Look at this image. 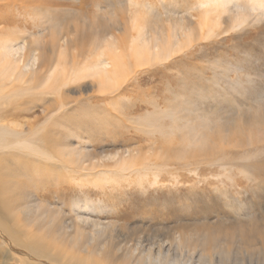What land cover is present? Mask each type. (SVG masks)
<instances>
[{
	"label": "rangeland",
	"instance_id": "1",
	"mask_svg": "<svg viewBox=\"0 0 264 264\" xmlns=\"http://www.w3.org/2000/svg\"><path fill=\"white\" fill-rule=\"evenodd\" d=\"M133 1L138 2L139 7L134 4L130 9L139 8L143 12H149L150 25H160V32L163 30L168 33L171 23L195 27L198 22L200 13L188 10V7L194 6L195 0H188L189 5L186 7L182 6V0ZM125 5L126 0L0 1V36L9 29L24 31L17 34L16 46L22 47V44L34 37L40 39L38 43L41 44L25 48L17 55L24 61L30 54V49L39 51L38 61H29L24 70L27 75L23 76L21 82H16L22 92L20 98H31L34 109L19 111L20 114L14 120H20L21 123L28 121L30 126L36 127L52 118L46 126L64 132L68 124L75 126V123L81 121L90 122L82 119V114L89 116L99 111L117 114L116 110L120 109L137 117L153 109L150 103L152 98L162 111H166L174 104L172 101L175 97L181 94H185L182 106H188L192 111L194 107L187 103L190 100L186 95H192L195 90L204 86V105L202 103L201 107L197 106L198 110L192 114L199 112L206 118L218 120L225 130H231L230 139H234V142L231 145L222 144V150L219 151L221 154L203 161L195 172L179 169L187 161L190 169H193L196 164L192 159L186 160L184 157L182 162L176 160L168 163L160 173L157 184L151 185L150 181L145 183L151 186L143 190V195H140L142 192L139 191V194L137 190H133V194L120 193L122 197L120 194L111 197L99 194L95 197L96 194L81 192V187L78 188L73 182L60 181V185L71 188L60 195L64 200L53 197L48 202L32 203L42 206V210L46 209L48 212L53 209L59 211V206L67 211L72 203H81L85 199L97 202L100 196L101 203H95L96 207L84 208L79 212L87 214L90 222L93 220L112 224L115 228L112 234H117V231L119 234V238L114 240L116 243L122 244L123 238L135 239L139 236H153L154 239H160L161 236L164 240L180 236L187 243H204L201 248L196 249L193 264H202L196 260L200 250L203 255L211 254L212 264H260L264 258V97L255 103L248 96L252 92H264V18L254 23H245L243 28L230 30L207 41L202 40L199 45L159 64L142 66L134 82L129 81V75L123 79L125 81L122 84V80L116 84V90L112 87L91 88L88 84H96V81L86 73L81 74L82 78L77 81L66 77L70 68L78 71L81 66L92 63L96 51L107 44L106 40H110L112 35L124 34V23L129 18ZM46 12L56 20L57 26L46 17ZM133 33L130 31L126 42ZM50 42L59 46L54 47ZM56 66L62 71L54 72ZM139 68L136 66L134 69L138 71ZM51 73L61 85L60 89L48 78ZM244 73L251 75V81L246 80ZM237 75L241 76V88L229 89ZM126 81L128 82L125 83ZM213 97L219 101L214 102ZM224 97L228 98L229 103L222 101ZM5 121L10 120L5 117ZM164 122L168 126L170 121L167 118ZM77 131L88 130L81 128ZM211 135L215 137V134ZM155 136L159 137L158 134ZM83 141L84 145L71 137L68 142L72 147L79 146L86 154L85 158L93 164L99 163L100 167L111 168L117 161L111 156L122 151L121 143H112V139L104 140V143L97 138ZM148 147L146 141L143 151H147ZM173 150L175 151H170ZM150 158L152 162L160 160L158 157ZM222 160L226 162L225 169L218 165ZM2 161L3 159L0 160V165ZM169 168L172 173L167 174ZM43 177L44 180L33 187L36 194L32 198L40 197L48 183L52 185L57 181L49 179V176ZM90 189L95 191L97 188ZM134 197L137 199L128 201ZM139 197L144 198L145 203H139ZM112 199L115 201L113 207L118 210L115 214L110 210ZM148 210H151L149 215L152 221L142 215ZM73 213L65 215V218L71 217L73 220ZM77 225L90 229L82 223ZM167 245L168 243L163 245L164 250ZM157 249V246L153 247L154 251ZM15 251L20 256L25 252L22 249ZM170 256L176 257L173 249ZM36 261L39 262L38 259ZM0 264L22 263L0 260Z\"/></svg>",
	"mask_w": 264,
	"mask_h": 264
},
{
	"label": "bare ground",
	"instance_id": "2",
	"mask_svg": "<svg viewBox=\"0 0 264 264\" xmlns=\"http://www.w3.org/2000/svg\"><path fill=\"white\" fill-rule=\"evenodd\" d=\"M0 1L5 3L8 0ZM182 3L183 7L189 5L188 0H182ZM134 4L139 7L138 2L126 0L125 8L129 18L124 23V34L112 35L110 40H106L108 43L96 51L92 63L81 66L78 71L70 68L66 77L75 78L74 81H77L82 78L81 74L86 73L96 81V84H88L91 88L112 87L116 90V84L121 80L122 84L125 81L123 79L129 75V81L134 82L142 66L159 64L176 54L184 53L192 46L199 45L202 40L207 41L230 30L243 28L245 23H254L264 18V0H195L194 6L188 7V10L200 13L196 26L171 23L169 32L166 33L158 30L160 25H150L147 14L149 12H143L139 8L130 9ZM45 15L57 26L56 20L49 13L46 12ZM60 29L61 27L57 31ZM130 31L134 33L126 42ZM21 32L24 31L9 29L0 36V160L3 159L0 165V260L9 263L19 261L22 264H46L45 261L52 264H193L196 249L201 248L204 243H187L180 236L164 240L159 235L160 239H154L153 236L123 238L122 244H119L114 241L119 238V234L118 231L117 234H112L115 229L112 224L93 220L90 222V217L81 214L80 210L92 208L97 202L101 203L100 196L104 195L111 197L123 192L133 194V190L140 191L142 194H139L143 195L147 186L157 184L160 173L168 163L181 161L184 157L186 160L192 159L196 164L193 169H190L189 161L181 164L179 169L195 172L203 161L221 154L219 151L222 150V144L231 145L234 142V139H230L231 130H225L218 120L206 118L202 113L192 114L198 110L197 106L204 105L205 96L202 92L205 87L195 90L192 95H186L190 100L187 103L194 107L192 111L188 106H182L185 94H181L175 97L172 101L174 104L166 111H162L152 98L150 103L153 109L137 117L118 109L117 114L103 111L89 116L82 114L81 118L90 122L81 121L75 123V126L68 124L64 132L50 126L49 130L46 123L52 121V118L32 127L28 121L21 123L20 120H14L21 111L34 109V101L31 98H20L22 92L16 82H21L23 76L27 75L24 70L29 61H38L39 51L30 49V54L24 61L17 55L25 48L41 44L38 43L40 39L34 37L27 41L28 43L22 44V47L16 46L17 34ZM51 44L54 47L59 46L56 43ZM136 66L140 67L138 71L134 69ZM61 71L58 66L54 68L56 73ZM244 76L247 81H251L249 73H244ZM240 77L237 75L231 83L232 88L229 89L241 88L243 83ZM48 78L57 89L61 88L52 73ZM248 97L254 102H259L264 97V92H252ZM227 99L224 97L222 101L229 103ZM213 100L219 101L218 98ZM114 105L117 108L116 101ZM5 117L10 121H5ZM167 118L170 121L168 126L164 122ZM57 121L56 119V123ZM81 128L88 131H77ZM211 133L215 134V137ZM71 137L81 141L83 145V140L87 138H97L103 143L104 140L112 139V143H121L122 151L111 156L117 159L111 168L100 167L99 163L89 162L79 146L72 147L68 142ZM146 141L149 147L147 151H143ZM171 149L175 151H170ZM152 156L160 160L152 162ZM225 163L222 160L218 165L225 169ZM167 170V174L172 173L171 168ZM43 176L57 181L52 185L48 183L45 192H40V197L32 198L33 194H36L33 189L44 180ZM60 181L73 182L78 188L81 187V192L96 194L95 197L100 194L99 200L94 202L85 199L81 203L77 201L72 203L67 211L59 206V211L53 209L52 212L42 210V206L32 203L48 202L53 197L57 200L62 198L60 195L67 193L71 188L60 185ZM149 181L151 185L145 184ZM90 187L97 189L94 191ZM136 199L134 197L128 201ZM138 201L145 203L142 197H139ZM120 202L119 200L118 203ZM114 203L112 199L110 210L113 214L118 213L117 208L113 207ZM71 212H74V219L65 218V215ZM150 212L151 210L145 211L142 215L152 221ZM77 223L87 225L90 229L81 228ZM165 243H168L166 250L163 249ZM154 246L158 248L155 251ZM15 249L25 252L20 256ZM171 249L175 252V258L170 256ZM202 253L200 250L196 260L202 264H212L211 254ZM262 259L260 264H264V258Z\"/></svg>",
	"mask_w": 264,
	"mask_h": 264
}]
</instances>
